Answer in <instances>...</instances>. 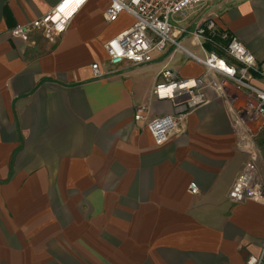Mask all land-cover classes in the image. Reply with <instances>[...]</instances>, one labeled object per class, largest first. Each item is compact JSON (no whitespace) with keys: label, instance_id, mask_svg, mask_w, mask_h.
Here are the masks:
<instances>
[{"label":"crops","instance_id":"crops-1","mask_svg":"<svg viewBox=\"0 0 264 264\" xmlns=\"http://www.w3.org/2000/svg\"><path fill=\"white\" fill-rule=\"evenodd\" d=\"M55 3L0 0V264H246L258 256L264 206L232 203L228 192L249 161L264 186L262 143L239 147L226 101L208 90V103L161 146L134 120L137 108L148 118L173 113L152 96L162 71L188 79L204 69L170 49L97 78L93 64L110 69L104 44L133 23L126 13L106 23L107 0H89L55 44L39 32L11 35ZM208 13L264 61V0H223ZM179 42L199 54L186 37Z\"/></svg>","mask_w":264,"mask_h":264},{"label":"built area","instance_id":"built-area-1","mask_svg":"<svg viewBox=\"0 0 264 264\" xmlns=\"http://www.w3.org/2000/svg\"><path fill=\"white\" fill-rule=\"evenodd\" d=\"M89 0H56L50 12L26 26L11 31L14 38L24 41L32 32H39L55 44L69 28L75 15ZM103 18L106 23L117 20L120 14L129 15L131 27L107 41L103 49L110 68L99 72L93 64L95 76H109L120 67H140L150 64L154 55L171 49L204 69L202 76L179 78L171 70L160 73L152 96L156 101L168 102L171 115L148 118L145 110L137 108L135 121L146 122L155 144L161 146L174 135L186 116L208 103L207 91L226 101L231 127L242 149L250 146L264 131V61L258 62L239 40L217 29L212 14H204L211 5L223 0H107ZM192 28H189L191 27ZM186 37L199 54L189 52L179 42ZM218 39V41H217ZM210 45L213 51H208ZM215 49L222 50L219 55ZM254 161H249L228 192L229 201L236 204L252 201L264 206V186L257 182ZM191 195L198 188L188 187ZM246 264H264V246L258 256H251Z\"/></svg>","mask_w":264,"mask_h":264},{"label":"rangeland","instance_id":"rangeland-1","mask_svg":"<svg viewBox=\"0 0 264 264\" xmlns=\"http://www.w3.org/2000/svg\"><path fill=\"white\" fill-rule=\"evenodd\" d=\"M126 24L125 23H123V22H121V23H117V25H115L114 27L115 28H117V27H119V26H125ZM32 37L33 38H35V39H37L38 41H43L44 40V38H42L39 34H36L35 33V35L33 36L32 35ZM186 47H188L187 45H185ZM189 48V47H188ZM215 51L219 54V55H222L223 54V52H222V50H218V49H215ZM197 53H198V51H196ZM178 58L180 57L179 55L177 56ZM183 58V63H181V65L182 66H184V64H185V57H182ZM182 58H179V60H181ZM178 60V61H179ZM177 64V61L175 62V63H173V66L174 65H176ZM261 136H262V134H260V136L255 140V143H257V145L259 144V143H262L261 144V155H260V157H259V155H258V166H261V168L263 169V167H264V138L262 137L261 138ZM254 143V144H255ZM253 152V151H252Z\"/></svg>","mask_w":264,"mask_h":264},{"label":"trees","instance_id":"trees-1","mask_svg":"<svg viewBox=\"0 0 264 264\" xmlns=\"http://www.w3.org/2000/svg\"><path fill=\"white\" fill-rule=\"evenodd\" d=\"M218 41V39H217ZM206 48L208 49V51H213V48L210 45H206Z\"/></svg>","mask_w":264,"mask_h":264}]
</instances>
